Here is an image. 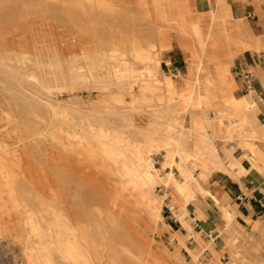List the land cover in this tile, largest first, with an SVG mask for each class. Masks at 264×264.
Instances as JSON below:
<instances>
[{"label": "bare ground", "instance_id": "bare-ground-1", "mask_svg": "<svg viewBox=\"0 0 264 264\" xmlns=\"http://www.w3.org/2000/svg\"><path fill=\"white\" fill-rule=\"evenodd\" d=\"M3 1L13 0H0V11ZM17 1L9 24L26 16L25 0ZM42 1L79 30L71 45L80 46V58L65 67L58 53L41 57L47 39L25 34L13 54L0 40V70L27 114L0 137V244L19 248L16 264H198L205 253L213 263L264 264L259 222L244 232L222 206L224 262L214 241H205L186 219L187 206L200 197L220 204L206 186L214 172L239 179L249 172L241 163L247 157L264 173V122L255 91L237 96L231 73L245 52L264 56L262 0H249L262 23L259 33L234 14L229 0ZM93 10L112 14L116 30L109 36L82 26ZM90 30L94 46L85 47L80 35ZM174 44L189 61L181 82L161 69ZM253 68L264 85V66ZM24 83L36 91L28 95ZM84 83L110 91L108 98L73 108L54 96ZM141 114L144 124L136 117ZM46 141L59 150L58 159H49ZM235 145L244 150L241 158L233 154ZM54 164L65 170L52 172ZM166 199L195 247L178 228L171 231L172 247L152 237L172 228L163 214Z\"/></svg>", "mask_w": 264, "mask_h": 264}, {"label": "rangeland", "instance_id": "rangeland-1", "mask_svg": "<svg viewBox=\"0 0 264 264\" xmlns=\"http://www.w3.org/2000/svg\"><path fill=\"white\" fill-rule=\"evenodd\" d=\"M115 5L121 6L122 3L118 2V0H111ZM243 1L245 5L248 6L247 13L245 14H239L237 17H242L246 21H249L251 27L256 33L261 32V22L259 19V16L254 13V6L247 0H240ZM26 3V9L22 10V13L26 16L14 21L13 24L7 23V18L12 17L13 15L18 14V5L20 2L17 0L13 1H3L2 7L0 11V40L4 42L8 47H10V54L15 53V51L19 48V42L21 41L22 37L26 34L29 38L37 37L39 40L47 39V42L40 45L41 51V57L43 60H46L47 58H52L56 53L60 55V57L63 59L64 66L66 67L67 64H69L70 60L79 59L80 56L79 50L80 46H73L71 45V38L75 35H79V30L73 26L72 24H69L67 22L62 21V17L58 19L59 17V10L56 8H48L46 5H44V2L42 0H25ZM43 3V4H42ZM42 4V5H41ZM32 5V6H31ZM44 5V6H43ZM262 7L264 8V0H262ZM27 7H29L27 9ZM27 10V11H26ZM134 11V15L138 16L137 12L132 8ZM20 11V9H19ZM250 15H256L255 18L249 17ZM17 17V16H16ZM138 20V19H137ZM82 26L86 27L88 29H96L98 33L105 34L109 36L112 32H114L115 24L113 21V16L109 12L99 11V10H93L91 13H86L83 16L82 20ZM81 36V42L85 47H93L94 42L92 38V31H88L86 35H80ZM51 46L52 49L48 50ZM176 51L172 54L165 52L163 54V60L161 64V69L164 73H167L168 75L172 76L175 80L181 82L182 76L184 73H186L189 61L187 60L186 55L182 52V50L174 44ZM173 56L174 64H168V61H170L169 56ZM257 60L258 64L264 65V56L259 53H253L248 52L244 53L243 55L239 56L235 59L234 63L231 66V73L232 78L236 83V92L241 90V87L236 81V76L233 73L234 67L241 62H249V56H254ZM181 58H184V62L182 64H178V61L181 60ZM261 61V62H260ZM175 65H181L183 68L178 73L174 72L172 69ZM1 68V67H0ZM250 70L253 72L254 75H256L255 70L253 67H249ZM8 74L4 73L0 70V137L4 136L5 128L11 127L13 124L16 123H22L27 119V114L25 111V108L23 107L21 101L18 99L17 91L15 89H10V83H9ZM24 89L25 92L30 95V93H33L36 91V86L24 83ZM110 94V91H104L99 87H96L95 85L91 83H84L79 85L74 90H65L61 93L55 94V98L58 102L62 103L63 105H69L73 108L78 107H86L89 105L96 104L97 102L107 99ZM237 96L242 95V93H237ZM255 100L258 102L259 105V118L261 119V122H264V110L263 105L258 101V98L256 94L254 95ZM212 113V112H211ZM139 123L144 124L145 122V115H137L136 116ZM187 120H185V124H188V117H186ZM50 142L46 141L43 142V149L48 148L50 150V158H56L59 157V150L55 147H52ZM217 144L219 146H222L223 143L221 141H217ZM227 146H230L228 144ZM34 155L36 158H39L40 160L44 161V165H48L47 163V157L43 156L42 152L35 151ZM153 158L160 162L162 161V154H155ZM57 165L56 167H51L52 172H60L62 170H65L64 165L62 164H54ZM59 165V167H58ZM51 172V171H50ZM195 174H198V171L195 172ZM95 176H98L97 173ZM101 176V175H100ZM50 177H53V174H50ZM108 184V183H107ZM110 185H106V189H109ZM106 191V190H105ZM165 190L160 187L157 189V193L159 195H163ZM169 200L166 199L163 205V214L165 218V222L167 224H171L173 227L175 226V223L172 219V214L168 210L167 207H169ZM227 221V219H226ZM169 231H172V229H165L162 232H156L152 234V237L157 242H162L169 247H172L173 245H170V236L168 237ZM206 240V239H205ZM182 252V250H181ZM185 255L186 253H183ZM20 258V250L17 246L11 245L8 243H1L0 244V264H16L15 260H18ZM201 262L208 263V264H215L213 261L211 262L209 259V256L207 253L203 254L201 257V260L198 264H202ZM172 264V263H171Z\"/></svg>", "mask_w": 264, "mask_h": 264}, {"label": "crops", "instance_id": "crops-1", "mask_svg": "<svg viewBox=\"0 0 264 264\" xmlns=\"http://www.w3.org/2000/svg\"><path fill=\"white\" fill-rule=\"evenodd\" d=\"M229 3L232 6L233 12L236 16L247 13L248 6L245 5L243 1L229 0ZM197 4L200 3L198 2ZM248 14L250 15V12ZM254 16L256 17V15ZM175 49L177 48L173 47L168 51V53H174L176 51ZM177 50L179 51V49ZM169 58L171 64L176 62L173 61L172 55H170ZM184 60V58H181V60L178 61V64H182ZM249 61L250 63H238L234 67L233 73L235 74L234 70L239 66L249 68L250 66L254 67L258 65L255 55L249 56ZM260 65L264 66L263 64ZM174 68H178L181 71L183 66L181 67V65H175ZM235 76V80L238 81L241 87L240 92L235 91V94L249 93L245 90L240 78L236 74ZM254 91L258 101L263 105L264 110V103L261 96H259L260 92L264 93V85L262 84L260 78L256 75H254ZM235 147L236 148L233 152L234 156L241 158L244 154V150L239 146L235 145ZM241 163L242 166L249 172L240 176L239 179H234L222 171L214 172L210 176L206 186L215 196L219 198L220 204H218L211 197H200V201L197 204L191 203L187 206L188 215L186 216V219L191 223L196 233H200L201 237L204 240L206 239L205 241H210L208 238H206V233L212 232L216 235V239L214 240L215 250L217 252L223 253V256H221L220 259L224 262L227 260L228 253L224 250L225 238L227 236L225 229L227 226H224L226 219L223 216L222 206L227 208L229 212L233 213V223L236 226L241 227L244 232L252 231L253 225L257 222H259L261 225H264V173L255 169L251 160L247 157H243ZM174 223L176 227H173L170 224L172 231L177 228L182 230L183 235L186 237L187 246L190 248L195 247L196 242L194 236H189L188 231L183 228L181 221ZM167 233L169 237L172 232L169 231ZM182 252L187 253L185 248H182ZM208 256L210 261L214 259L211 254H208ZM215 264L219 263L215 262Z\"/></svg>", "mask_w": 264, "mask_h": 264}, {"label": "built area", "instance_id": "built-area-1", "mask_svg": "<svg viewBox=\"0 0 264 264\" xmlns=\"http://www.w3.org/2000/svg\"><path fill=\"white\" fill-rule=\"evenodd\" d=\"M249 17L255 18L254 15H249ZM172 70L176 73L180 72V70L178 68H173ZM234 72L240 78V80H241L242 84L244 85L245 90L247 92L254 90V74L249 68H244V67L239 66V67H236ZM259 96H261L262 101L264 103V93L260 92ZM167 208L172 214L173 221L174 222H180V220L173 214L172 208L171 207H167ZM224 226L225 227L227 226V222H224ZM205 236L210 241H214L216 239V235L212 232L206 233Z\"/></svg>", "mask_w": 264, "mask_h": 264}]
</instances>
